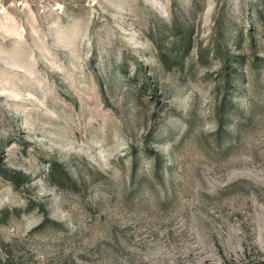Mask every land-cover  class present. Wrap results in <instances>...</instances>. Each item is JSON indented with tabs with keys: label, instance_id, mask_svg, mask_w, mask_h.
Masks as SVG:
<instances>
[{
	"label": "rangeland",
	"instance_id": "1",
	"mask_svg": "<svg viewBox=\"0 0 264 264\" xmlns=\"http://www.w3.org/2000/svg\"><path fill=\"white\" fill-rule=\"evenodd\" d=\"M263 20L0 0V264H259Z\"/></svg>",
	"mask_w": 264,
	"mask_h": 264
},
{
	"label": "trees",
	"instance_id": "2",
	"mask_svg": "<svg viewBox=\"0 0 264 264\" xmlns=\"http://www.w3.org/2000/svg\"><path fill=\"white\" fill-rule=\"evenodd\" d=\"M263 25H264V20H263ZM64 174H66V172H64ZM67 175V174H66ZM52 179V178H51ZM52 180H55V178H53ZM59 182V181H58ZM259 264H264V257L262 261H259Z\"/></svg>",
	"mask_w": 264,
	"mask_h": 264
}]
</instances>
